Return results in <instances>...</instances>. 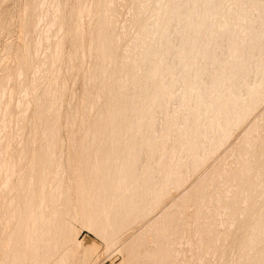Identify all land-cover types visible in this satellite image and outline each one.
I'll use <instances>...</instances> for the list:
<instances>
[{
    "label": "bare ground",
    "instance_id": "6f19581e",
    "mask_svg": "<svg viewBox=\"0 0 264 264\" xmlns=\"http://www.w3.org/2000/svg\"><path fill=\"white\" fill-rule=\"evenodd\" d=\"M16 11L0 264H264V0H0V36Z\"/></svg>",
    "mask_w": 264,
    "mask_h": 264
},
{
    "label": "rangeland",
    "instance_id": "374dc122",
    "mask_svg": "<svg viewBox=\"0 0 264 264\" xmlns=\"http://www.w3.org/2000/svg\"><path fill=\"white\" fill-rule=\"evenodd\" d=\"M15 13L16 14H14V18H13V27L9 29L10 31L9 30L7 31L8 33L5 32L6 34L3 33L0 36V50H2L3 46H5L6 44L12 43L13 45L16 46L19 42L20 28H21V15L19 11H16ZM12 29H15V30L12 31ZM236 137L237 135L233 138V140ZM76 227L78 231L80 232L79 239L83 240L86 244L88 245L91 243H96L99 245L102 244L101 241L97 238V236L93 232H91L89 229H86L80 224L79 225L76 224ZM97 264H120V255L115 250H113L111 251V253L109 252L107 255H102L100 260L97 262Z\"/></svg>",
    "mask_w": 264,
    "mask_h": 264
}]
</instances>
